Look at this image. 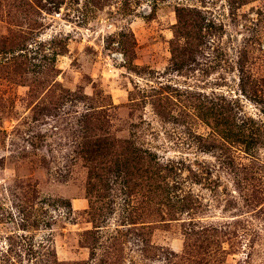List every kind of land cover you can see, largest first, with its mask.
Returning a JSON list of instances; mask_svg holds the SVG:
<instances>
[{
    "label": "rangeland",
    "instance_id": "rangeland-1",
    "mask_svg": "<svg viewBox=\"0 0 264 264\" xmlns=\"http://www.w3.org/2000/svg\"><path fill=\"white\" fill-rule=\"evenodd\" d=\"M0 264H264V0H0Z\"/></svg>",
    "mask_w": 264,
    "mask_h": 264
}]
</instances>
